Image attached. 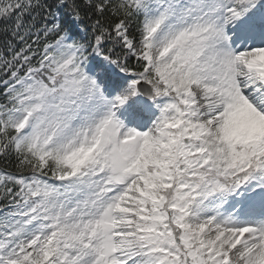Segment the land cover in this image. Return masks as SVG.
I'll return each instance as SVG.
<instances>
[{
  "label": "snow or ice",
  "instance_id": "snow-or-ice-1",
  "mask_svg": "<svg viewBox=\"0 0 264 264\" xmlns=\"http://www.w3.org/2000/svg\"><path fill=\"white\" fill-rule=\"evenodd\" d=\"M0 264H264V0H0Z\"/></svg>",
  "mask_w": 264,
  "mask_h": 264
},
{
  "label": "trees",
  "instance_id": "trees-1",
  "mask_svg": "<svg viewBox=\"0 0 264 264\" xmlns=\"http://www.w3.org/2000/svg\"><path fill=\"white\" fill-rule=\"evenodd\" d=\"M4 37L2 34H0V40H3ZM5 168H12V162H6L4 160H0V170H3Z\"/></svg>",
  "mask_w": 264,
  "mask_h": 264
}]
</instances>
